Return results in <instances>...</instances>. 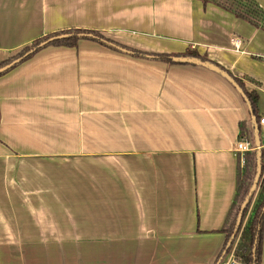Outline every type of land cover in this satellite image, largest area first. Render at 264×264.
<instances>
[{"label": "crops", "instance_id": "crops-1", "mask_svg": "<svg viewBox=\"0 0 264 264\" xmlns=\"http://www.w3.org/2000/svg\"><path fill=\"white\" fill-rule=\"evenodd\" d=\"M70 28L112 42L0 76V264H217L251 112L218 73L155 55L198 50L264 116V29L202 0H0V62Z\"/></svg>", "mask_w": 264, "mask_h": 264}, {"label": "trees", "instance_id": "trees-1", "mask_svg": "<svg viewBox=\"0 0 264 264\" xmlns=\"http://www.w3.org/2000/svg\"><path fill=\"white\" fill-rule=\"evenodd\" d=\"M205 4L213 2L224 9L232 11L240 18L248 20L255 26H262L264 29V9L257 0H202ZM60 35H63L60 37ZM81 39H90L102 42H112L102 32L85 29V28H70L65 30L49 33L43 37L35 39L30 45L23 47L16 54L0 62V76L17 66L22 61L32 57L39 50L47 46H77ZM136 52L132 48H128ZM174 56H190L197 57L203 61H211L207 56L202 55L196 49H187L184 53L179 54H156V59L167 60L175 63L172 59ZM213 62V61H211ZM215 63V62H213ZM216 64V63H215ZM10 65V66H8ZM218 65V64H217ZM7 68L3 69L4 67ZM223 68V67H222ZM3 69V70H2ZM230 73V72H229ZM231 74V73H230ZM243 88L251 108V114L255 115L260 120L261 115L258 110L259 96L256 91L246 89L244 83L238 77H234ZM252 139V130L246 122L240 123V133L238 139ZM256 154L255 152H246L245 165L240 167V159L238 157V178L237 192L234 199L233 207L228 215L226 226L222 231L226 232V242L224 250L226 253L231 251L236 243L235 253L247 264H261L262 261V245L264 236V178L257 195L253 197L250 203L243 211L241 226L237 229L234 240L231 245L228 243L235 233L238 213L241 210V204L244 201L248 191L252 185L253 178L256 172Z\"/></svg>", "mask_w": 264, "mask_h": 264}, {"label": "water", "instance_id": "water-1", "mask_svg": "<svg viewBox=\"0 0 264 264\" xmlns=\"http://www.w3.org/2000/svg\"><path fill=\"white\" fill-rule=\"evenodd\" d=\"M63 35H60V37H62ZM173 61L175 63H188V64H193V65H198V66H202L205 67L207 69H210L216 73H218L219 75H221L223 78H225L244 98V100L246 101V103L248 104L249 110L251 112V108H250V102L243 90V88L240 86V84L236 81V79L234 78V76L232 74H230L227 70H225L224 68L220 67L219 65L211 62V61H203L197 57H190V56H174L173 57ZM10 66V65H8ZM8 66L4 67L3 69L7 68ZM2 69V70H3ZM251 118H250V128L252 130V142L253 144L257 147V149L255 151L256 154V172L253 178V182L252 185L248 191V194L246 195L244 201L241 204V210L238 213V217H237V222H236V226H235V233L232 235L228 246L231 245L232 241L235 238L237 229L241 226L242 223V218H243V211L245 210V208L247 207V205L250 203V201L253 199V197H255L261 182H262V150H261V139H260V127H259V122L258 119L255 115L250 114ZM226 254V251H224V255Z\"/></svg>", "mask_w": 264, "mask_h": 264}, {"label": "built area", "instance_id": "built-area-1", "mask_svg": "<svg viewBox=\"0 0 264 264\" xmlns=\"http://www.w3.org/2000/svg\"><path fill=\"white\" fill-rule=\"evenodd\" d=\"M241 40L237 37L234 39L235 46L237 47L240 44ZM260 127V139H261V150H262V178H264V116L260 117L259 120ZM257 147L253 144L252 140L243 138L238 139L235 143L234 152L237 157L240 159V167L243 168L245 165L246 152L255 151ZM236 243L229 251L226 253L217 264H247L244 262L238 255L235 253Z\"/></svg>", "mask_w": 264, "mask_h": 264}, {"label": "rangeland", "instance_id": "rangeland-1", "mask_svg": "<svg viewBox=\"0 0 264 264\" xmlns=\"http://www.w3.org/2000/svg\"><path fill=\"white\" fill-rule=\"evenodd\" d=\"M74 171L73 168H71L70 166H57L55 167V173L56 174H60L62 177L66 176L68 174H70V172ZM82 172V171H81ZM83 177V176H82ZM259 191V190H258ZM257 191V192H258ZM257 195V193H256ZM255 195V196H256ZM91 252V251H90ZM93 257L99 261V259L101 258V251L100 250H94L92 251ZM86 255V251H79L77 250V259L80 260L81 262H79L78 264H83V259L82 257ZM99 264V263H96Z\"/></svg>", "mask_w": 264, "mask_h": 264}]
</instances>
